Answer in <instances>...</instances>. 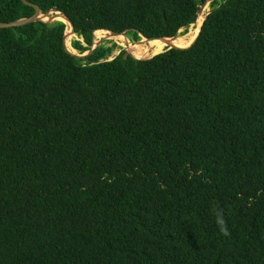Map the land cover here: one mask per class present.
Wrapping results in <instances>:
<instances>
[{"label": "trees", "instance_id": "16d2710c", "mask_svg": "<svg viewBox=\"0 0 264 264\" xmlns=\"http://www.w3.org/2000/svg\"><path fill=\"white\" fill-rule=\"evenodd\" d=\"M26 1L82 53L98 29L176 36L205 0ZM209 6L150 58L0 27V264H264V0Z\"/></svg>", "mask_w": 264, "mask_h": 264}, {"label": "bare ground", "instance_id": "6f19581e", "mask_svg": "<svg viewBox=\"0 0 264 264\" xmlns=\"http://www.w3.org/2000/svg\"><path fill=\"white\" fill-rule=\"evenodd\" d=\"M205 5L197 14L196 21L189 25L190 28L185 34H177L172 38H156V39H148L149 41L139 40L137 42H132L124 33L119 34H111L106 30L98 29L93 33L94 40L102 39V38H111L114 39L119 45L125 47L128 52L136 58H145L149 57L152 54L158 53L165 49V47L173 46V47H186L195 39L201 23L205 16ZM203 12V13H202ZM61 18V17H60ZM98 31V32H97ZM97 32L96 36L95 33ZM76 36L71 30L70 25L66 22L65 36H64V44L67 49L72 52H76L71 46L70 40ZM143 38V37H142ZM172 43V44H171Z\"/></svg>", "mask_w": 264, "mask_h": 264}, {"label": "water", "instance_id": "95a60500", "mask_svg": "<svg viewBox=\"0 0 264 264\" xmlns=\"http://www.w3.org/2000/svg\"><path fill=\"white\" fill-rule=\"evenodd\" d=\"M213 0H205L203 3H201L199 5V8H198V11L197 13L207 4L206 2H211ZM23 3L25 4H29L31 6H33L34 8V13L29 16V17H22V18H19L17 20H14V21H9V22H0V27H10V26H19V25H23V24H26V23H29V22H34V21H43V22H53L55 20H59V21H62L64 24H65V29H66V22L69 23L70 25V30L76 35L75 31H74V28H73V25H72V22L71 20L66 16L65 13H63L62 11L58 10V9H51L45 13H42L40 8L35 5V4H32V3H29L27 2L26 0H22ZM211 11V9H209L205 16ZM204 16V18H205ZM61 17V18H60ZM204 20V19H203ZM203 22V21H202ZM202 24V23H201ZM186 28H189L187 26H183L181 28L178 29L177 32H180L181 30H184ZM65 29H64V34H63V46L64 48L66 49L67 52H69L71 55L75 56V57H79V58H84L86 57L89 53L92 52V50L94 48H96L97 46H99L100 44L103 43V38L102 39H98V40H94V37L92 35V44L90 45V47L88 48V50L86 51H83L82 53L78 52L77 50H75L76 52H72L70 51L69 49H67L65 47V44H64V36H65ZM200 29V28H199ZM104 30V29H103ZM108 31L109 33L111 34H119V33H124L123 32H114V31H110V30H106ZM199 32V31H198ZM198 34V33H197ZM139 35V39L136 40V41H139L142 37L143 38H146V39H156V38H172V37H175V36H172V37H148V36H144L142 35L141 33H138ZM197 36V35H196ZM76 38H78L76 36ZM196 38V37H195ZM134 41V42H136ZM195 41V39L192 41V43ZM192 43H190L188 46L186 47H189ZM173 46H168L166 47V49L168 48H172ZM186 47H176V48H186ZM164 50V49H163ZM162 50V51H163ZM160 51V52H162ZM159 53V52H158ZM157 54V53H155ZM155 54H152L151 56L155 55ZM131 55V54H130ZM151 56L149 57H145V58H150ZM114 57V56H113ZM113 57L111 58H108V59H112ZM136 58V57H135Z\"/></svg>", "mask_w": 264, "mask_h": 264}, {"label": "rangeland", "instance_id": "374dc122", "mask_svg": "<svg viewBox=\"0 0 264 264\" xmlns=\"http://www.w3.org/2000/svg\"><path fill=\"white\" fill-rule=\"evenodd\" d=\"M207 4V6H206V9H205V14H206V12L210 9V6H209V4H210V2H206ZM203 13V12H202ZM192 26V25H191ZM190 26V27H191ZM189 27V28H190ZM189 30V29H188ZM183 30H181L180 32H178V34H180L181 32H182ZM97 34V33H96ZM125 34V33H124ZM76 38V36H74L72 39H75ZM71 39V40H72ZM71 40H70V43H71ZM141 40H144V41H149L148 39H146V38H142ZM131 41H133V40H131ZM137 42V41H136ZM103 44L105 45V46H113V50H112V53H111V55L108 57V58H111V57H113V56H115L116 54H118L121 50H124L127 54H130L129 52H128V50L125 48V47H123V46H121V45H119L114 39H111V38H108V39H106V38H103ZM172 44V43H171ZM166 48V47H165ZM163 50V49H162Z\"/></svg>", "mask_w": 264, "mask_h": 264}]
</instances>
